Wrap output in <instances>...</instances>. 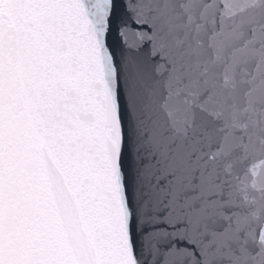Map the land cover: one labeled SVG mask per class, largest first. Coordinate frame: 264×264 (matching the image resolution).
I'll list each match as a JSON object with an SVG mask.
<instances>
[{"label": "snow or ice", "instance_id": "1", "mask_svg": "<svg viewBox=\"0 0 264 264\" xmlns=\"http://www.w3.org/2000/svg\"><path fill=\"white\" fill-rule=\"evenodd\" d=\"M0 264H264V0H0Z\"/></svg>", "mask_w": 264, "mask_h": 264}]
</instances>
